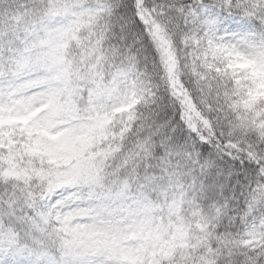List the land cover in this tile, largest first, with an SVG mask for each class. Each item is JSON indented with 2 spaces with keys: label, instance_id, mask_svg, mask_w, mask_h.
Here are the masks:
<instances>
[{
  "label": "snow or ice",
  "instance_id": "obj_1",
  "mask_svg": "<svg viewBox=\"0 0 264 264\" xmlns=\"http://www.w3.org/2000/svg\"><path fill=\"white\" fill-rule=\"evenodd\" d=\"M0 264H264V0H0Z\"/></svg>",
  "mask_w": 264,
  "mask_h": 264
}]
</instances>
